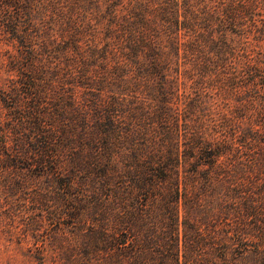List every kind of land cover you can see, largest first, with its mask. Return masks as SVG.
Listing matches in <instances>:
<instances>
[{"label": "trees", "instance_id": "trees-1", "mask_svg": "<svg viewBox=\"0 0 264 264\" xmlns=\"http://www.w3.org/2000/svg\"><path fill=\"white\" fill-rule=\"evenodd\" d=\"M69 1L0 0V34L13 50L6 71L18 74L8 86L0 83L7 111L5 118L0 112V177L9 169L63 177L59 188L70 194L71 176L91 159L88 170L111 189L107 202L118 205L107 220L118 224L113 232L91 226L83 264H240L243 254L231 261L225 253L181 254L177 209L208 197L226 171L218 168L221 158L230 156V169H237L240 152L228 142L235 130L227 131L236 118L250 112L236 144H257L254 127L264 130V59L242 42L251 35L261 47L264 18L255 17L264 0H216L215 6L212 0H98L88 13L82 1ZM229 66L233 72H226ZM201 88L240 103L237 116L224 114L218 126L226 141L206 136L211 127ZM79 89L87 103L81 111L74 99ZM240 155L249 159L246 170L259 171L252 155ZM259 174L248 183L244 218L263 225ZM158 206L171 212L164 243L144 229L151 224L144 225L148 210ZM191 233L184 249L212 247L195 224ZM243 239L233 245L245 246Z\"/></svg>", "mask_w": 264, "mask_h": 264}, {"label": "rangeland", "instance_id": "rangeland-1", "mask_svg": "<svg viewBox=\"0 0 264 264\" xmlns=\"http://www.w3.org/2000/svg\"><path fill=\"white\" fill-rule=\"evenodd\" d=\"M78 1H82L81 5L88 13L98 0ZM214 1L216 0L211 2L213 6H215ZM69 2H76V0ZM256 14L258 15L255 18L261 21L264 18V8L257 10ZM47 15L49 16L50 13ZM183 36L182 34V39L185 38ZM3 39L4 41L0 43V80L2 81L0 83H6L8 86L12 80H18V74L6 71L7 58L13 50L11 47L3 45L7 39L0 34V40ZM242 42L244 44L250 43L251 47L255 48L252 57L264 59V41L262 44L260 43L261 47L258 48L254 47L256 43L251 35L248 39L243 38ZM54 61L52 67L57 64V61ZM226 72H233V70L229 66L226 68ZM238 92V94H242L246 91ZM198 94L202 95L209 109L210 121L208 123H210L211 129L207 132V138L218 142L226 141V134L218 126H220L224 114L237 116V113L232 112L236 106H240V103L236 101V97L220 100L218 98L219 92L212 89L201 88ZM132 95L134 96V94H130V96ZM74 99L80 111L86 109L84 105L87 103L82 94V89L77 90ZM241 102L247 105L246 99L242 98ZM176 108L178 106L175 104L174 109ZM179 111L182 112V105L179 107ZM0 112L1 116L5 118L7 111L3 108L1 101ZM249 115L250 112L244 117L236 118V125L227 127L228 132L232 131L233 128L235 130L233 139L228 142H232L234 144L233 149L240 152L235 161L237 169H230L234 164V159L230 156L228 159L221 158L218 161V168L226 171L221 172L218 183L215 182L216 187L209 192L208 197H204L198 206L188 207L182 202L179 204L177 214L181 254L193 252L192 255L199 258L206 256L218 258L225 253L230 261L231 259H238L243 254L245 259L240 264L264 263L262 259L264 256V241H262L264 240V228L262 232L255 226L258 224L264 227V224L244 218L245 211H247L245 202L248 201L250 194L248 192L250 179L256 177L255 174L258 172L260 173V180L264 181V130L259 126L254 127L259 136L257 144L250 142L245 145L235 142V139L241 138V134L238 132L239 127L249 126L247 124V116ZM248 147H251L250 150ZM246 152L257 160L253 168L256 169L255 166H258L259 171L256 170L252 173L246 170L249 159L240 155ZM66 162L70 163V160ZM81 166L83 168L78 169V174L71 176L73 191L70 194H65L59 188L60 183H66L67 179L63 177H37L35 171L22 172L19 169L1 171L0 264H83L86 257L84 244L90 238L89 229H92L91 226L95 225V229H99L100 226L102 231L117 230L118 223L113 226V222L110 224L107 220L109 214H113L114 210H116L114 215L118 213V205L115 202H107V195L110 194L111 189L103 188L101 186L103 182L100 181V178L88 170L91 166V159H85ZM117 182L116 179L114 187L119 185ZM93 195L98 196L96 197L97 201H91ZM257 211L262 214L264 220V210L260 208ZM148 212L150 218L149 221L144 222V225L151 224L145 226L144 229L150 234L149 238L157 239L159 242L162 240L164 243L163 240H166L169 234L170 227L167 224L170 221L171 212L161 208V206L150 208ZM72 214L73 217H71ZM194 224L203 239L212 247L204 250L183 248L184 241L187 242V238H192L191 228L194 227ZM141 228L140 225L136 227L138 230ZM240 235L246 240L245 246L238 243L233 245L234 239L236 240ZM119 237V235L115 236V240ZM127 241H130L129 236ZM259 252L260 256L253 257Z\"/></svg>", "mask_w": 264, "mask_h": 264}]
</instances>
